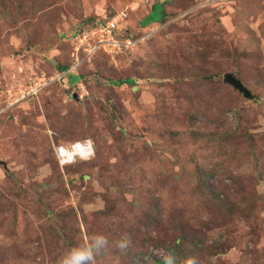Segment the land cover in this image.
<instances>
[{"label":"rangeland","instance_id":"obj_1","mask_svg":"<svg viewBox=\"0 0 264 264\" xmlns=\"http://www.w3.org/2000/svg\"><path fill=\"white\" fill-rule=\"evenodd\" d=\"M122 10L132 48L64 41ZM94 234V264H264V0H0V264Z\"/></svg>","mask_w":264,"mask_h":264},{"label":"built area","instance_id":"obj_2","mask_svg":"<svg viewBox=\"0 0 264 264\" xmlns=\"http://www.w3.org/2000/svg\"><path fill=\"white\" fill-rule=\"evenodd\" d=\"M127 17V13L125 10L119 11L114 16L109 19H105L104 23L101 25L88 27L85 26L82 30L78 32L77 35L73 36L71 40L76 41L77 43H86L88 44L84 48V54H91L94 49H103L105 51H110L113 53L115 51H121L123 49L132 48L136 44H138L140 40H133L130 38H123L122 33L124 32L123 22ZM77 52V51H76ZM74 56L75 62H77V56ZM71 71L68 69L66 73H70ZM61 75V74H60ZM48 81L42 78L38 84H36L29 92H35L41 85H45Z\"/></svg>","mask_w":264,"mask_h":264},{"label":"clouds","instance_id":"obj_3","mask_svg":"<svg viewBox=\"0 0 264 264\" xmlns=\"http://www.w3.org/2000/svg\"><path fill=\"white\" fill-rule=\"evenodd\" d=\"M117 12H115V14ZM104 18L109 19L106 17ZM126 20H127V17L123 22V25H124L123 26L124 32L122 33L123 38H124L125 31H126V25H125ZM140 39H142V37L136 40H140ZM56 73L58 74V72ZM42 86L43 85H41L40 87ZM29 93H32V92H29ZM91 150H92L91 145L88 143H84L80 145L77 150V154H78L76 155L77 159H82V160L87 159L88 157H90L89 154L91 153ZM71 160H73V158ZM107 245H108V240L104 235L94 234L91 237H89L86 243L74 246L70 248L65 254L60 256L57 260V264H94L95 257L98 254H100L102 251H104ZM163 264H197V261L194 257H188V258L181 259L176 255L174 251H167L163 256Z\"/></svg>","mask_w":264,"mask_h":264},{"label":"trees","instance_id":"obj_4","mask_svg":"<svg viewBox=\"0 0 264 264\" xmlns=\"http://www.w3.org/2000/svg\"><path fill=\"white\" fill-rule=\"evenodd\" d=\"M163 1H161V2H158L157 4H155V5H152L151 6V8H150V10H149V12L147 13V15L145 16V20L143 21V22H140L139 24V26H135V28H136V30L137 31H139L138 29H140V28H143L144 26H148V25H155V24H162L164 21H165V19H166V13H165V10H164V8H163V3H162ZM155 6H160L162 9V16H161V18L158 20V21H156V20H151V19H148V17L150 16V15H152L154 12H155ZM150 13H152V14H150ZM115 14V12L114 13H112L111 15H109V16H107L106 18H110V17H112L113 15ZM101 23L103 24L104 23V21H101ZM101 23H98V25H101ZM79 24H82V25H80L78 28H76L75 30H71L70 32H71V36L69 37L67 34L69 33V32H65L64 34H63V36H64V41H66V42H69V40L73 37V36H75V35H77L78 34V32L84 27V26H88V27H93V26H97V23H87V21H83V22H81V23H79ZM124 36L125 37H129V38H131V39H133V40H136V39H139V35L138 34H135L134 32H131L130 33V31H129V29H126V31H125V34H124ZM61 37V36H60ZM61 40L63 39V37H61L60 38ZM68 69H69V65H63V66H58L57 68H56V72H67L68 71ZM67 76H70V74L68 73V75H66L65 76V79H66V77ZM68 78V77H67ZM77 78H79L78 76H77ZM135 81H133L132 79H129V78H127V79H124V80H120V81H118V82H116V83H114V84H116V85H118V86H120V85H122V84H127V85H132L133 83H134Z\"/></svg>","mask_w":264,"mask_h":264},{"label":"water","instance_id":"obj_5","mask_svg":"<svg viewBox=\"0 0 264 264\" xmlns=\"http://www.w3.org/2000/svg\"><path fill=\"white\" fill-rule=\"evenodd\" d=\"M223 82L226 84H229L235 90L240 92L245 98L251 97L249 91L242 85V83L239 80H237L235 77H233L232 74H230V73L224 74L223 75Z\"/></svg>","mask_w":264,"mask_h":264}]
</instances>
